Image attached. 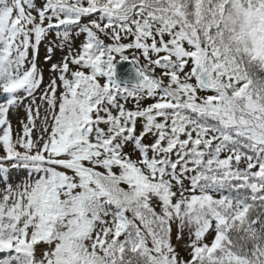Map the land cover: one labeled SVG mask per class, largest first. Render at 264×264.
I'll list each match as a JSON object with an SVG mask.
<instances>
[{
    "label": "trees",
    "instance_id": "obj_1",
    "mask_svg": "<svg viewBox=\"0 0 264 264\" xmlns=\"http://www.w3.org/2000/svg\"><path fill=\"white\" fill-rule=\"evenodd\" d=\"M141 9L149 12L153 26L139 17ZM86 22L131 23L144 33L159 27L184 38L194 49V61L202 52L199 69L192 72L211 88L189 103L143 66L142 88L119 87L111 65L116 53L123 58L126 51L91 33L84 43L88 72L74 74L53 120V150L72 153L74 176L45 173L27 198L35 226L57 218L63 224L44 230L51 252L43 264H174L172 217L152 202L171 188L172 180L182 179L199 194L188 205L210 214L218 233L211 251H199L182 264H264V0H49L48 14L29 20L26 36L70 33L86 29ZM175 38L162 44L161 51H169L153 60L171 74L180 71V57L173 58L170 49H184ZM138 45L142 52L148 46ZM218 73L222 79L215 83ZM229 75L235 82L225 81ZM127 96L156 100L132 111L119 102ZM97 119L107 121V127L95 126ZM126 144L141 155L140 165L120 161L132 178L87 163L90 153L119 161ZM207 145L219 153L217 160L206 153ZM235 157L243 167H235ZM250 184L261 190L250 191ZM216 196L243 208L233 209ZM118 216L123 226L114 238L109 229L93 236L94 229ZM138 240L143 245L133 247Z\"/></svg>",
    "mask_w": 264,
    "mask_h": 264
},
{
    "label": "rangeland",
    "instance_id": "obj_2",
    "mask_svg": "<svg viewBox=\"0 0 264 264\" xmlns=\"http://www.w3.org/2000/svg\"><path fill=\"white\" fill-rule=\"evenodd\" d=\"M48 9L49 0H0V32L5 36L10 49L7 60L0 66V84L7 86L11 82L13 88L10 99L5 100L6 111L0 115V243H11L16 248L11 256L0 258V264H43L50 258L51 243L44 241L43 236L47 235V231L54 224L55 229L63 224L57 218L50 222L46 220L45 226L41 222L35 226L32 213L28 211L27 198L34 194L46 176L45 173L49 175L56 171L70 178L74 176L69 164L72 153L60 154L53 150V120L57 106L71 88L74 74L88 72V63L84 61V43L91 33L100 36L104 42L122 44L118 50L126 51L127 58L156 75L160 84L177 91L184 101L195 104V98L208 94L211 88L207 82L200 83L192 72L195 66L196 70L199 69V60L197 58L194 61L192 58L194 49L187 40L181 38L180 41L176 34H170L159 27L144 33L131 23L86 22V29L81 28L70 33L51 31V34L41 38L32 34L26 36L29 20L48 14ZM139 15L149 26H153L146 9H141ZM173 37L184 48L177 53L170 49L169 54L173 58L180 57V71L175 74L169 73V70L163 71L153 63L157 56L169 51L164 50V47L161 51L160 48ZM22 38L25 39L24 44L21 43ZM141 41L148 45L143 52L138 45ZM154 47L157 51L153 50ZM119 55L120 53H116L114 60L122 59ZM221 75L223 74L217 75L220 79L214 77L215 83L222 79ZM225 81L235 82L230 75ZM154 101L155 98L149 96H127L119 99L127 110L132 111H141ZM107 124L105 120L97 119L95 122V126L102 130ZM93 155L95 154L90 153L88 157L89 165L92 164L93 168L100 171L111 172L121 179L132 178L128 167L120 164L121 160L127 158L137 165L141 162L138 151L128 144L119 152V161H112L104 154H101L103 156L99 160ZM13 156L22 158L19 160ZM27 157L41 158L40 164L37 166L30 163ZM235 158V167H243L241 160ZM171 184L164 196L153 197L152 203L163 208L172 217L169 255L172 256L174 264L188 263L199 251H211L218 240V233L215 221H210V214L203 211L204 209L198 212V208H194L196 205H188L192 195H199L191 189L189 183L182 179L180 182L172 180ZM215 199L236 210L243 208L239 202L228 198L216 196ZM205 222L208 223L206 227ZM122 226L121 216L107 219L103 226L93 230V236H99L101 229H109L114 233V238ZM45 229L47 231L44 233ZM12 239L14 243L11 242ZM36 243H40L39 246ZM142 245V241L138 240L133 247ZM13 258L17 261H13Z\"/></svg>",
    "mask_w": 264,
    "mask_h": 264
},
{
    "label": "water",
    "instance_id": "obj_3",
    "mask_svg": "<svg viewBox=\"0 0 264 264\" xmlns=\"http://www.w3.org/2000/svg\"><path fill=\"white\" fill-rule=\"evenodd\" d=\"M112 77L117 84L134 88L140 87L144 81V77L141 75L139 69L130 59H120L115 61L112 65ZM206 151L208 154L213 155L214 158H218V153L212 146H207ZM249 189L252 192H257L261 190V187L251 184Z\"/></svg>",
    "mask_w": 264,
    "mask_h": 264
},
{
    "label": "bare ground",
    "instance_id": "obj_4",
    "mask_svg": "<svg viewBox=\"0 0 264 264\" xmlns=\"http://www.w3.org/2000/svg\"><path fill=\"white\" fill-rule=\"evenodd\" d=\"M9 52V44L5 36L0 32V66L7 60ZM11 85V82L8 83L7 86H3L2 84H0V115L6 111L5 100L10 99L11 94L13 93V88L11 87ZM11 242L14 243V240L12 239ZM15 252L16 248L11 243H0V258L4 256L9 257ZM16 254L18 256L20 255L19 253ZM13 261H17V259L13 258Z\"/></svg>",
    "mask_w": 264,
    "mask_h": 264
}]
</instances>
